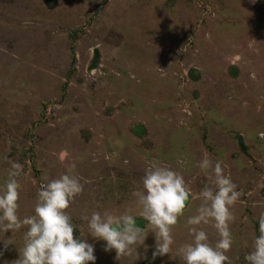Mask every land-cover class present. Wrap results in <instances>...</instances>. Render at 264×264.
<instances>
[{
	"label": "rangeland",
	"instance_id": "obj_1",
	"mask_svg": "<svg viewBox=\"0 0 264 264\" xmlns=\"http://www.w3.org/2000/svg\"><path fill=\"white\" fill-rule=\"evenodd\" d=\"M205 155L242 192L227 255L247 264L264 212V0H0V185L5 156L24 165L21 218L44 178L75 163L84 191L67 211L95 264H184ZM151 160L182 172L193 196L169 255L153 257L150 232L138 259L117 260L81 216L134 209ZM24 231H0V264L19 258Z\"/></svg>",
	"mask_w": 264,
	"mask_h": 264
},
{
	"label": "clouds",
	"instance_id": "obj_2",
	"mask_svg": "<svg viewBox=\"0 0 264 264\" xmlns=\"http://www.w3.org/2000/svg\"><path fill=\"white\" fill-rule=\"evenodd\" d=\"M3 159L9 167L7 178L0 185V231L14 233L26 229L19 258L12 264H95L94 245L75 235L76 225L67 211L84 191V184L75 174L76 164H69L57 178L45 177L37 190L34 214L21 218L19 178L24 165L7 156ZM178 163L184 161L178 159ZM197 167L206 183L198 193L195 213L186 219L192 239L177 249V255L184 264H231L227 255L234 243L231 224L236 220L234 206L242 192L225 173L222 161L205 155ZM130 195L135 214L129 207L122 212L92 211L90 216H81L87 222L88 235L105 241L104 250H115L116 259L120 260L134 253L138 259V249L145 246L151 232L155 238L153 257L169 255L175 243L173 229L184 217L193 196L184 175L158 160L148 161L141 185L133 188ZM137 217H142L147 225L139 226ZM258 222L259 234L244 258L247 264H264V212L259 214ZM202 225L215 229L219 238L214 243ZM3 243L7 249L13 241L6 239Z\"/></svg>",
	"mask_w": 264,
	"mask_h": 264
},
{
	"label": "water",
	"instance_id": "obj_3",
	"mask_svg": "<svg viewBox=\"0 0 264 264\" xmlns=\"http://www.w3.org/2000/svg\"><path fill=\"white\" fill-rule=\"evenodd\" d=\"M96 56H98V52L96 51ZM240 142H242V137L240 136Z\"/></svg>",
	"mask_w": 264,
	"mask_h": 264
},
{
	"label": "trees",
	"instance_id": "obj_4",
	"mask_svg": "<svg viewBox=\"0 0 264 264\" xmlns=\"http://www.w3.org/2000/svg\"><path fill=\"white\" fill-rule=\"evenodd\" d=\"M137 223H138V221H137Z\"/></svg>",
	"mask_w": 264,
	"mask_h": 264
}]
</instances>
